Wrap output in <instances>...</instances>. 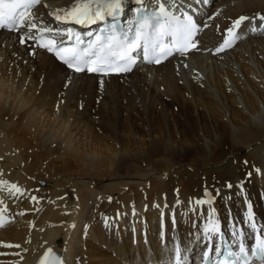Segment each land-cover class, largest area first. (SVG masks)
Listing matches in <instances>:
<instances>
[{
  "label": "bare ground",
  "instance_id": "6f19581e",
  "mask_svg": "<svg viewBox=\"0 0 264 264\" xmlns=\"http://www.w3.org/2000/svg\"><path fill=\"white\" fill-rule=\"evenodd\" d=\"M79 2L45 0L34 14L35 22L52 23L57 31L60 22L55 15H63ZM134 4L138 0H123L122 7ZM241 16L249 20L242 24L238 43L217 54L225 31ZM261 16L264 0H220L203 18L198 51L119 77L72 75L31 38L21 43L22 37L31 34L0 32V114L15 113L27 124L9 125L0 118V198L5 214L0 227V264H38L48 249L60 255L64 264H169L176 248L185 258H196L206 244L205 226L214 219L222 221L226 230L233 224L247 235L251 228L246 211L252 207L258 223H264ZM128 92L136 101L125 96ZM56 102L63 112L58 118L61 125L52 130L50 107ZM78 103L85 104L84 112L72 114ZM136 105L142 108L136 116H143V133L135 117H124ZM173 110L184 114L182 122ZM86 121L93 126L100 121L104 138L114 148L91 134V125V140L83 144L81 124ZM8 126L18 127L10 135L14 134L23 151H16L6 132ZM18 132L21 136H15ZM30 134L45 150L55 140L57 151L67 154L75 168L58 167L64 178L51 184L49 193L37 189L38 157L31 156L32 165L24 163L34 143L27 139ZM136 155L147 156L149 167H141V160L137 164ZM182 156L189 157V162L179 161ZM173 164L179 165L177 170L164 175L150 166ZM43 169L49 174L52 167ZM74 170L80 181L69 176ZM107 175L111 182L103 183V188L101 180ZM81 176L97 184L88 187ZM149 179L153 186L148 188ZM12 185L21 193H15ZM105 222L109 230L119 231L118 239L111 233L107 236L110 231H104ZM162 238H167L165 244ZM9 244L19 247L5 246Z\"/></svg>",
  "mask_w": 264,
  "mask_h": 264
},
{
  "label": "snow or ice",
  "instance_id": "6c2138e0",
  "mask_svg": "<svg viewBox=\"0 0 264 264\" xmlns=\"http://www.w3.org/2000/svg\"><path fill=\"white\" fill-rule=\"evenodd\" d=\"M122 2L123 0H80L69 10H65L63 15L57 13L55 19L58 22L74 21L81 25L105 22L106 18L119 20L123 12ZM39 3L40 0H0V29L16 31L25 26H30L31 30L37 29V25L32 23V18L34 8ZM138 3L141 4V10L135 14V19L128 20L126 27L111 23L87 42L78 33L72 31L53 33V29L48 28L43 31L52 35L46 40L41 36L40 39L43 42L40 43V47L55 53L68 68L77 73L87 71L102 76L130 72L138 58L148 63L159 64L173 54L184 55L198 47L196 38L199 29L192 16H178L165 9L163 5L158 6V12L149 13L144 9L143 0H138ZM259 19L264 22V16ZM248 20V17L241 16L234 22L233 26L227 30V36L232 39L223 40V43L216 48L218 54L235 45L241 34L234 29H239ZM251 30L256 29L252 27ZM57 36L71 37V45L66 46L63 39L58 41ZM89 36L92 37V34L89 33ZM29 38L35 39L31 36L22 37L21 43ZM11 188L15 193H21L16 185H12ZM32 199L36 198L32 197ZM198 203L204 202L198 201ZM3 226V216L0 214V227ZM253 231H256L255 226ZM205 232L215 233V226L206 228ZM233 235L238 234L234 232ZM5 246L19 247L11 244ZM237 247L238 251H233L230 247L222 260L217 259L212 264H251L254 257L260 261V264H264V240L257 238L256 246L251 249V254L242 239ZM222 251L223 249L215 245L207 248L202 255V264H209L212 254L215 253L219 257ZM41 264H62V261L52 249H48ZM169 264H186L179 248L175 249Z\"/></svg>",
  "mask_w": 264,
  "mask_h": 264
},
{
  "label": "rangeland",
  "instance_id": "374dc122",
  "mask_svg": "<svg viewBox=\"0 0 264 264\" xmlns=\"http://www.w3.org/2000/svg\"><path fill=\"white\" fill-rule=\"evenodd\" d=\"M68 87V86H67ZM125 96H127L128 98H131V99H133L134 101H136L134 98H133V96L128 92V93H126V95ZM137 100L138 101H140L139 100V98H137ZM92 101H93V99H92ZM94 104V102H92L90 105H93ZM82 106H83V108H82ZM140 105H136L135 106V110H134V112H131L130 113V115H128V116H126V113H124V117H126V118H134V119H137L138 121V123H137V127L139 128V131H141L142 133H143V131H142V127H143V125H142V122L141 121H143V116L142 117H138V116H136V113H140L141 111H142V108H141V106L139 107ZM138 107V108H137ZM50 108H53L52 109V112H51V114H53L52 115V122L50 123V126H52V128H50V129H52V130H55V129H57V127H59V125H61V124H58V118H59V115H60V113H61V115H62V112L63 111H61V103L60 102H56V103H54L53 105H51V107ZM55 108V109H54ZM85 104H83V103H78V106L77 107H75V108H73L72 110H71V112H72V114L74 113V111L75 112H77V110H78V114L80 113V114H82L83 112H84V110H85ZM84 109V110H83ZM137 109V110H136ZM173 111H175V114H174V112H173V114L175 115V117H177V118H179V121L180 122H182V120L185 118V116H184V114L182 115V113H180V111L178 112L177 110H173ZM96 112H97V110H96ZM56 115H55V114ZM177 113L179 114V115H177ZM181 114V115H180ZM80 116V115H79ZM9 117H10V119H9ZM57 117V118H56ZM0 118L1 119H3L4 121V123H8L9 125H11V124H14V122L15 123H20V125L21 124H23V125H27V124H25V123H23L22 122V118L20 117V116H17V115H15V113L12 115V116H9L7 113H5V114H0ZM55 118V119H54ZM182 120H181V119ZM21 120V122H20V120ZM7 120V121H6ZM54 120H57V121H54ZM10 121V122H9ZM53 121H54V123H55V125H54V123H53ZM100 121H101V119H100ZM100 121H94V126L93 125H91V124H89V123H87V121H86V125L85 124H81V126H83L82 128H83V131H82V135L81 136H83V137H81L80 136V138H81V140H83L84 139V142L85 143H83V144H86L87 143V141L88 140H91V138H90V133L88 132L90 129L92 130V132L93 133H91V134H94V135H96L97 134V136H99V137H101L102 138V140H103V138L105 137V129H103V127L102 126H99L100 124H101V122ZM112 120L110 119V122H111ZM159 122H161V120H159ZM73 123V120L70 122L69 121V126L71 125ZM129 123V122H128ZM128 123H126V128L127 129H129L130 127H128ZM45 125H47V122H45L44 123ZM52 124V125H51ZM88 124V125H87ZM56 125H58L57 127H56ZM84 125L86 126V127H84ZM90 125H91V128L90 129H88L89 127H90ZM164 126V125H163ZM17 126H15V127H11L10 126V128H12V129H10L9 128V126H8V128H6L7 130H6V132H7V134L9 135V136H11L10 138H11V140L13 141V143L14 144H16V145H14L16 148V151H23L22 149H20V143L19 142H17V140H16V137H14V134H12V135H10V133L11 132H13V129L14 130H17L18 129V127L16 128ZM21 127V126H20ZM19 127V128H20ZM54 128V129H53ZM10 129V130H9ZM33 133V132H32ZM21 136L20 135V133L18 132L15 136ZM32 136V134H30V137ZM34 136V135H33ZM32 136V137H33ZM91 136H93V135H91ZM13 137H14V140H13ZM29 136L27 137V139L29 140V141H31V143H32V141L34 142V143H32V148H30L31 150L30 151H26L27 153L26 154H28V155H26V156H28V157H26L25 158V164L27 163V164H31V162L33 163V158L35 157V159H37L36 157H38V159L37 160H35V161H37V162H40V163H38V168H36V170L37 169H39L38 171H36L37 172V176H36V178L37 179H39L40 178V181H39V185L37 186L38 188L37 189H39V190H41L42 192H46V193H49V191H51L53 188V186H54V184L57 182V181H61L63 178H64V174H62L61 172H59L60 170H57V168L58 167H61L62 166V168L61 169H68V168H70L69 166H71L70 165V161H71V159L70 158H68V155L67 154H65L64 152H58L59 151V149H58V146H57V143L56 142H51V144H49V147H48V149H46L45 150V148L43 149L40 145L41 144H43V143H41L40 141H38L37 142V140L38 139H36L35 138V136H34V138L32 139V137L30 138ZM30 138V139H29ZM83 138V139H82ZM90 138V139H89ZM32 139V140H31ZM86 139H87V141H86ZM80 140V141H81ZM104 140H105V142L107 143V146L109 147L110 146V148H111V146L113 145V142L109 139V138H104ZM103 140V141H104ZM108 140V141H107ZM83 142V141H82ZM19 143V144H18ZM40 145H39V144ZM112 144V145H111ZM39 146V147H38ZM114 146V145H113ZM112 146V147H113ZM36 147V148H35ZM40 148V149H39ZM49 148H51L50 150H49ZM114 148V147H113ZM18 149V150H17ZM33 149V150H32ZM38 149L39 150H41V152L40 151H38ZM58 150V151H57ZM109 149H107V151H108ZM38 152V154H37V152ZM45 151V152H44ZM51 151V152H50ZM31 153V154H30ZM35 155H34V154ZM45 153V154H44ZM47 153V154H46ZM65 155H64V154ZM34 156H33V155ZM49 154H52L53 156H50V157H48L49 156ZM63 155H64V157H63ZM146 155V154H145ZM145 155H142L141 157H140V155L138 156V155H136L135 157H139L138 159H137V164L140 162V160H141V162L139 163V165L141 166V167H143V168H147V167H149L148 165H149V162L147 161V156H145ZM33 158H32V157ZM30 157V158H29ZM45 157V158H44ZM46 157H48L47 159H46ZM29 158V159H28ZM68 158V159H67ZM188 158L189 157H187V156H182L181 158H179L180 160L179 161H183L184 163H185V161L186 162H189L188 161ZM39 159H40V161H39ZM49 159V160H48ZM26 160H29V161H27L26 162ZM52 160V161H51ZM50 161H51V163H53V165L50 163ZM63 161V162H62ZM68 161H69V165L67 164L68 163ZM49 162V163H48ZM65 162V163H64ZM72 162V161H71ZM146 162V163H145ZM41 163H43V164H41ZM143 163V164H142ZM26 164V165H27ZM29 164V165H30ZM41 164V165H40ZM51 164V165H50ZM187 164V166H190V164H188V163H186ZM32 165V164H31ZM46 167V165L48 166H50V167H52V170H51V172L49 171V174H45L44 172H45V170L43 169V170H41L42 168H45L44 166ZM43 166V167H42ZM65 166V167H64ZM151 166V168L152 169H154V170H156L159 174H165V173H173L175 170H177V168H178V166H176V164H173L172 166H170V165H167V166H160V167H157V169H156V167L154 166V165H150ZM153 166H154V168H153ZM40 167V168H39ZM165 167V168H164ZM72 168H74L73 166H71V169ZM159 168V169H158ZM163 168H164V170H163ZM172 168V169H171ZM75 169V168H74ZM81 169V168H80ZM107 170V169H106ZM165 170H167V171H165ZM43 171V172H42ZM59 173H58V172ZM170 171V172H169ZM41 172V173H40ZM66 172H67V170H66ZM74 172H76L75 170L74 171H72V172H70V174H72L73 173V175H69L70 177L71 176H73V177H76V178H74V179H76L77 180V178H78V180L80 181L82 178H79V177H77L78 175H77V173L75 174ZM40 175H39V174ZM42 173H44V174H42ZM52 173V174H51ZM43 176H42V175ZM56 174V175H55ZM58 174V175H57ZM67 175L69 174V172H67L66 173ZM65 174V175H66ZM66 175V176H67ZM76 175V176H75ZM97 175H98V173H97ZM40 176V177H39ZM63 178H62V177ZM80 176V175H79ZM61 177V178H60ZM81 177H83V176H81ZM90 177V176H89ZM105 178V179H104ZM103 179L104 180H101L102 179V177H100V176H97V180H101L100 182H101V184H105L106 185V183L108 184L109 182H111V178L109 177V175H107L106 177H104ZM56 179H58V180H56ZM90 179H93V178H89V179H87L85 176L83 177V180H84V184L85 185H87L88 187H93V186H95L96 184H97V182H96V180L94 179V180H90ZM55 180V182H53V181ZM79 181H77V183L79 182ZM91 181V182H90ZM149 182H152L151 183V185H147L148 186V188L149 187H152L153 186V181H152V179H149L148 180ZM50 184V185H49ZM51 184H53V186L51 185ZM91 184V185H90ZM102 185L101 187H103L104 188V186L105 185ZM78 186H82V185H80V184H78ZM143 188H146V186L144 185L143 186ZM49 189H51V190H49ZM147 191V190H146ZM146 191H144L143 193H144V195H146L147 193H146ZM149 194V193H148ZM107 195L109 196L110 195V193H107ZM148 196H150V195H148ZM146 197L145 198V200H147V199H149L150 197ZM109 204H112V199H110V201H109ZM31 205H34V201H32L31 202ZM123 208H124V206H123ZM165 208L167 209V208H169L168 207V205H165ZM104 226H106V228L104 227ZM108 226V224L106 225V222H105V225H103V227H104V231L106 232V231H111V230H109V228L107 227ZM136 228V227H135ZM42 232H44V229L42 230ZM117 232H119V231H117ZM108 234H107V236L109 235L110 236V234L109 233H111V234H114V231L113 232H107ZM145 236V235H144ZM115 239H118V235H115V237H114Z\"/></svg>",
  "mask_w": 264,
  "mask_h": 264
}]
</instances>
